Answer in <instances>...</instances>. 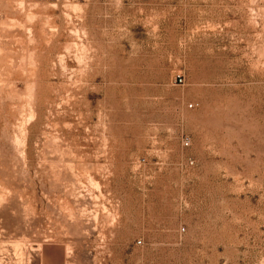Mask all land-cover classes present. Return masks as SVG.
<instances>
[{
  "label": "rangeland",
  "instance_id": "rangeland-1",
  "mask_svg": "<svg viewBox=\"0 0 264 264\" xmlns=\"http://www.w3.org/2000/svg\"><path fill=\"white\" fill-rule=\"evenodd\" d=\"M0 264H264V0H0Z\"/></svg>",
  "mask_w": 264,
  "mask_h": 264
},
{
  "label": "built area",
  "instance_id": "built-area-1",
  "mask_svg": "<svg viewBox=\"0 0 264 264\" xmlns=\"http://www.w3.org/2000/svg\"><path fill=\"white\" fill-rule=\"evenodd\" d=\"M175 80H176L177 82H179V83L182 82V78L180 77V75H177L176 78H175ZM183 144H184L185 146H187V145H188V142L185 141Z\"/></svg>",
  "mask_w": 264,
  "mask_h": 264
}]
</instances>
